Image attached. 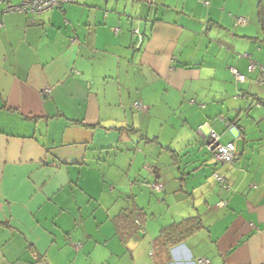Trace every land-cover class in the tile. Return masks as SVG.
I'll return each instance as SVG.
<instances>
[{
  "label": "crops",
  "instance_id": "1",
  "mask_svg": "<svg viewBox=\"0 0 264 264\" xmlns=\"http://www.w3.org/2000/svg\"><path fill=\"white\" fill-rule=\"evenodd\" d=\"M4 8L0 264H264V91L259 70H248L264 65V0H76L41 15ZM212 133L236 146L234 165L215 162ZM198 145L211 168L202 165L187 191L202 225L154 258L163 228L138 205L140 185L163 184L159 194L188 212L169 168ZM134 209L146 215V234L124 241L116 220Z\"/></svg>",
  "mask_w": 264,
  "mask_h": 264
},
{
  "label": "built area",
  "instance_id": "2",
  "mask_svg": "<svg viewBox=\"0 0 264 264\" xmlns=\"http://www.w3.org/2000/svg\"><path fill=\"white\" fill-rule=\"evenodd\" d=\"M76 0H22L19 4H12L8 1L0 0V5L5 4L4 8V14L6 13H23V14H32V15H41L44 13H48L50 11H53L55 9H62L64 6L74 3ZM208 4V3H206ZM247 23V20L245 18H238L236 20L237 26H243ZM4 28V25L2 22H0V32ZM134 37L136 39V48H141L144 37L141 34V32L138 29L133 30ZM259 70L260 72V78L258 80V85L263 89L264 91V65H258L255 63H252L248 70L249 72H254L255 70ZM232 74L236 77L237 81L244 82L246 80L245 76L241 75L236 69L231 70ZM50 90L47 89L46 93H49ZM264 103V97L263 100L260 101L257 106H260ZM134 108L136 110H145L146 107H144L141 104L136 103L134 105ZM241 130L239 128L240 134ZM207 147L214 158L215 162L220 165H226V166H232L236 163L238 160V153L236 150V146L233 143L229 144H222L219 140V137L212 133L207 140ZM213 178L215 182L218 184H221L223 188L226 191H230L231 187L228 185L226 179L219 174H214ZM151 188L154 192H162L164 190V186L161 183H154L151 185ZM228 204L227 201H222L220 204H218L219 207L224 208ZM141 234L145 235L146 231L142 230ZM152 255V254H151ZM193 264H210L208 260L205 259H198Z\"/></svg>",
  "mask_w": 264,
  "mask_h": 264
},
{
  "label": "rangeland",
  "instance_id": "3",
  "mask_svg": "<svg viewBox=\"0 0 264 264\" xmlns=\"http://www.w3.org/2000/svg\"><path fill=\"white\" fill-rule=\"evenodd\" d=\"M218 134H221L217 131ZM228 136V135H226ZM198 140V139H197ZM223 143H226V141L223 140ZM202 147L198 145V149L195 153L185 154V155H178L180 158H174V161L172 163L170 170H172L173 166L177 167V169H174L177 173L176 178H180L182 180V184H178V190H179V196L183 200H187V202L190 204L188 206L189 211L187 212L186 208L181 206L182 200L178 202V199H175L176 201H172L168 198H166V195L159 194L151 191L149 185L144 184L141 186V192L143 197L145 198L144 201L141 199H137L138 205L144 206V209L146 210V213L150 215V221L153 219H156L158 223H155L154 226L157 228V231L159 230V225H161L162 228L169 226L172 223H178L183 219H187L189 217H197L199 209L198 202H195L196 198H191L189 195L193 194V191H187V187L189 186L190 189L195 185L194 181L201 173H197L198 170L201 169V166L206 164L205 169L202 170L204 172L209 168V163H211V159L208 157L207 153L205 152H199ZM154 167H156L154 165ZM179 168V171H178ZM170 172V171H168ZM185 181V182H184ZM144 183L146 181L144 180ZM151 183V182H150ZM149 183V184H150ZM187 183V184H186ZM182 187V190L180 189ZM135 195H139L140 191L133 192ZM197 197V196H196ZM132 202V200H131ZM161 202L163 204L162 207L158 208L157 204ZM183 203V202H182ZM151 207V208H150ZM149 208L151 209L149 212ZM187 212V214H185ZM173 219L174 221H170ZM160 227V229H162ZM161 233V230L158 234ZM159 236V235H158ZM151 249V248H150ZM147 253V252H146ZM143 257V255L141 254ZM144 260V258H142Z\"/></svg>",
  "mask_w": 264,
  "mask_h": 264
},
{
  "label": "trees",
  "instance_id": "4",
  "mask_svg": "<svg viewBox=\"0 0 264 264\" xmlns=\"http://www.w3.org/2000/svg\"><path fill=\"white\" fill-rule=\"evenodd\" d=\"M116 222L118 233L121 235L124 241H127L134 235H140L142 230H145L146 215L144 211L134 209L129 212H124L118 218V220H116ZM201 225L202 224L198 220V217L195 216L184 219L178 223H172L171 225L164 227L161 230L158 239L155 240V242H153L152 244L153 257H159L164 252L169 254L172 246L180 243V241L186 235L191 234L200 229ZM169 261L170 260L167 259L165 262H163V264H168Z\"/></svg>",
  "mask_w": 264,
  "mask_h": 264
},
{
  "label": "water",
  "instance_id": "5",
  "mask_svg": "<svg viewBox=\"0 0 264 264\" xmlns=\"http://www.w3.org/2000/svg\"><path fill=\"white\" fill-rule=\"evenodd\" d=\"M159 178V177H158Z\"/></svg>",
  "mask_w": 264,
  "mask_h": 264
}]
</instances>
